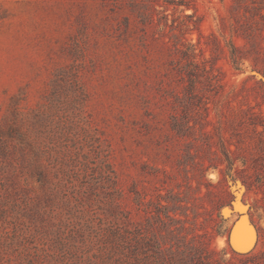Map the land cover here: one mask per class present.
I'll return each instance as SVG.
<instances>
[{"label": "rangeland", "instance_id": "obj_1", "mask_svg": "<svg viewBox=\"0 0 264 264\" xmlns=\"http://www.w3.org/2000/svg\"><path fill=\"white\" fill-rule=\"evenodd\" d=\"M263 67L264 0H0V264H264Z\"/></svg>", "mask_w": 264, "mask_h": 264}, {"label": "water", "instance_id": "obj_2", "mask_svg": "<svg viewBox=\"0 0 264 264\" xmlns=\"http://www.w3.org/2000/svg\"><path fill=\"white\" fill-rule=\"evenodd\" d=\"M260 78L264 81V67L262 70V73L260 74ZM247 228L249 230H251V232H253V236L255 239V232H254V228L251 225L250 222L245 221L243 216H240L232 225L229 234H228V244L230 246V248L237 253H247L251 250L252 246H253V241H251V243L249 245H240V244H236L234 241H232V238L234 236L235 239H239L242 237V233L243 230Z\"/></svg>", "mask_w": 264, "mask_h": 264}, {"label": "bare ground", "instance_id": "obj_3", "mask_svg": "<svg viewBox=\"0 0 264 264\" xmlns=\"http://www.w3.org/2000/svg\"><path fill=\"white\" fill-rule=\"evenodd\" d=\"M253 239V233L249 229H244L242 233V237L239 239H235L234 236L232 238V241H234L236 244L240 245H249Z\"/></svg>", "mask_w": 264, "mask_h": 264}, {"label": "trees", "instance_id": "obj_4", "mask_svg": "<svg viewBox=\"0 0 264 264\" xmlns=\"http://www.w3.org/2000/svg\"><path fill=\"white\" fill-rule=\"evenodd\" d=\"M2 152H0V156H3V157H7V154H6V152L4 151V150H1Z\"/></svg>", "mask_w": 264, "mask_h": 264}]
</instances>
